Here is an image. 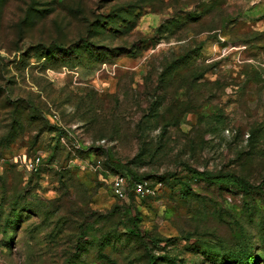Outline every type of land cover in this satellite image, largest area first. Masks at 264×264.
<instances>
[{"label": "rangeland", "instance_id": "rangeland-1", "mask_svg": "<svg viewBox=\"0 0 264 264\" xmlns=\"http://www.w3.org/2000/svg\"><path fill=\"white\" fill-rule=\"evenodd\" d=\"M0 264H264V0H0Z\"/></svg>", "mask_w": 264, "mask_h": 264}, {"label": "built area", "instance_id": "built-area-1", "mask_svg": "<svg viewBox=\"0 0 264 264\" xmlns=\"http://www.w3.org/2000/svg\"><path fill=\"white\" fill-rule=\"evenodd\" d=\"M41 163L42 158L40 156H35L29 161H25L24 165H26L29 170L36 172L41 166ZM113 188L116 194L121 198H125L128 194V191H132L138 195H145L149 190L144 182L133 181L131 177L125 175H118L115 177Z\"/></svg>", "mask_w": 264, "mask_h": 264}, {"label": "trees", "instance_id": "trees-1", "mask_svg": "<svg viewBox=\"0 0 264 264\" xmlns=\"http://www.w3.org/2000/svg\"><path fill=\"white\" fill-rule=\"evenodd\" d=\"M189 170L193 173L194 177L198 178V179H205V180H209L213 183H220V182H227L229 184H234L237 185L239 188H241L244 192H254V191H260L262 190V186L261 185H251L249 182H247L245 179L239 178L235 175H214L208 171H201V170H197V169H192L189 168ZM39 171H41V168L39 169ZM38 171V172H39ZM131 179H135L133 181H139V179L137 178H132ZM187 186V184H183V187ZM131 230L139 236H143L142 233L139 232V229L137 230L135 228V225L130 226ZM151 261L153 262L154 259L152 258Z\"/></svg>", "mask_w": 264, "mask_h": 264}]
</instances>
